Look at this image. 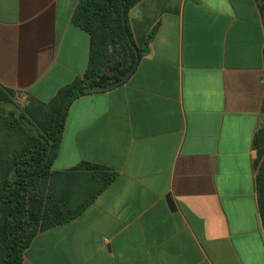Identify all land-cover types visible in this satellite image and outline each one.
<instances>
[{"label":"crops","instance_id":"crops-1","mask_svg":"<svg viewBox=\"0 0 264 264\" xmlns=\"http://www.w3.org/2000/svg\"><path fill=\"white\" fill-rule=\"evenodd\" d=\"M77 1L0 0V84L19 107L84 74ZM128 16L145 51L121 84L71 102L53 162L117 175L75 218L37 231L22 264H264L260 0H139Z\"/></svg>","mask_w":264,"mask_h":264},{"label":"trees","instance_id":"trees-1","mask_svg":"<svg viewBox=\"0 0 264 264\" xmlns=\"http://www.w3.org/2000/svg\"><path fill=\"white\" fill-rule=\"evenodd\" d=\"M139 0H78L71 21L89 36L84 74L61 87L49 101H13V90L0 84V264H22L25 248L39 230L75 218L116 177L106 164L82 160L55 169L71 102L87 86L123 77L144 48L134 41L128 12ZM264 18V7L261 6ZM254 166L264 232V127L254 136Z\"/></svg>","mask_w":264,"mask_h":264},{"label":"water","instance_id":"water-1","mask_svg":"<svg viewBox=\"0 0 264 264\" xmlns=\"http://www.w3.org/2000/svg\"><path fill=\"white\" fill-rule=\"evenodd\" d=\"M135 66H136V63L130 68V70L126 72V74L123 77L119 78L118 80L111 81L104 85L87 86L84 91L86 93H90V92H100V91L109 90L121 84L123 81H125L129 77L131 72L134 70Z\"/></svg>","mask_w":264,"mask_h":264},{"label":"rangeland","instance_id":"rangeland-1","mask_svg":"<svg viewBox=\"0 0 264 264\" xmlns=\"http://www.w3.org/2000/svg\"><path fill=\"white\" fill-rule=\"evenodd\" d=\"M260 4H261L262 7H264V0H260ZM260 126L264 127V116L262 117V120L260 122ZM255 157H256V150H255ZM263 160H264V154L261 157V160H259V164L258 165H260ZM256 171H257V169H256Z\"/></svg>","mask_w":264,"mask_h":264}]
</instances>
